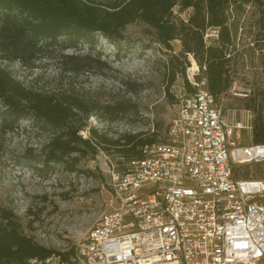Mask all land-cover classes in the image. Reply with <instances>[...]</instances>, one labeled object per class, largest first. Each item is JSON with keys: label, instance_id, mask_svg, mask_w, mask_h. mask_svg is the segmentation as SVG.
Segmentation results:
<instances>
[{"label": "rangeland", "instance_id": "1", "mask_svg": "<svg viewBox=\"0 0 264 264\" xmlns=\"http://www.w3.org/2000/svg\"><path fill=\"white\" fill-rule=\"evenodd\" d=\"M178 9L175 8V14L185 20L192 12L189 9L178 13ZM260 13L251 4L230 12L236 71L231 90L220 98L225 110L234 111L237 117L251 115L253 121L257 117L246 108L247 99L262 93L258 101L264 104ZM153 32L145 23L136 22L126 27L124 39L117 44L98 35L94 44L82 43L78 51L63 52L100 59L101 63L91 72H67L71 65L62 62L59 49L51 58H40L34 68L7 60H0V66L42 93L71 95L88 108L101 107L103 110L89 113L87 126L80 132L84 138L90 136L89 130L93 128L109 138L140 131L155 133L157 141L163 142L178 108L177 99L173 101L168 95L173 70L178 73L170 89L185 87L184 77L179 73L180 62H173L182 45L176 40L172 43L173 51L162 48ZM218 36L219 29L209 28L206 42ZM192 58L188 57L190 68L185 72L189 83L193 76L204 75L200 67L191 73ZM121 106L126 108L125 113H109ZM52 135L51 130L36 126L32 120H22L12 132H0V206L12 209L25 234L43 247L61 253L73 250L70 261L76 264L73 259L78 246L99 217L113 208V173L123 171L124 158L100 149L94 158L89 155L81 160L78 173L59 165L46 166L41 150ZM248 135L245 134V139L249 140ZM236 177L264 179V163L238 166Z\"/></svg>", "mask_w": 264, "mask_h": 264}, {"label": "trees", "instance_id": "2", "mask_svg": "<svg viewBox=\"0 0 264 264\" xmlns=\"http://www.w3.org/2000/svg\"><path fill=\"white\" fill-rule=\"evenodd\" d=\"M250 4L261 12L259 22L263 24L264 37V0H0V60L18 61L34 68L40 58H51L59 49L62 62L71 65L67 72H91L101 63L100 59L63 52L78 51L82 43L94 44L98 35L117 44L124 39L127 26L142 22L154 31L162 48L173 51L172 43L181 41L182 51L173 56V62H180L185 88L193 89L185 75L191 55L204 74L196 79L206 78L208 89L220 100L231 90L236 71L230 12ZM176 7L178 13L192 9L187 20L175 14ZM209 28L219 29V36L207 43ZM177 73L173 70L168 84V95L173 101L176 97L170 86ZM260 95L255 94L246 103L257 117L253 121V144H264V104L258 101ZM99 109L103 110L88 108L71 95L35 90L0 66V132L14 131L22 120H32L36 126L51 130L53 135L41 150L46 166L59 165L78 173L81 160L89 155L94 158L101 149L119 154L125 168L128 161L144 158L145 146L158 143L155 133L141 131L109 138L91 128L90 136L84 138L80 132L87 126L89 113ZM114 112L125 113L126 108L117 107L109 113ZM1 148L0 142V152ZM73 253L43 247L25 234L12 209L0 206V264H45L54 254L71 262Z\"/></svg>", "mask_w": 264, "mask_h": 264}, {"label": "built area", "instance_id": "3", "mask_svg": "<svg viewBox=\"0 0 264 264\" xmlns=\"http://www.w3.org/2000/svg\"><path fill=\"white\" fill-rule=\"evenodd\" d=\"M190 84L171 89L166 140L113 173V208L76 264H264V179L236 177L238 166L264 163V144L250 140L252 116L225 110L206 78ZM45 264L73 263L54 254Z\"/></svg>", "mask_w": 264, "mask_h": 264}, {"label": "bare ground", "instance_id": "4", "mask_svg": "<svg viewBox=\"0 0 264 264\" xmlns=\"http://www.w3.org/2000/svg\"><path fill=\"white\" fill-rule=\"evenodd\" d=\"M198 70H199V66H198L197 62L195 61V59L192 58V68L190 71L192 74H194Z\"/></svg>", "mask_w": 264, "mask_h": 264}]
</instances>
